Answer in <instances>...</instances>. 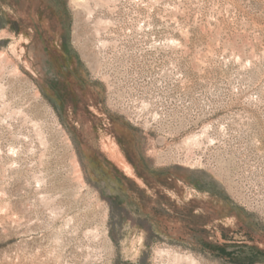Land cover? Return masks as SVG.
Returning <instances> with one entry per match:
<instances>
[{
	"label": "rangeland",
	"instance_id": "obj_1",
	"mask_svg": "<svg viewBox=\"0 0 264 264\" xmlns=\"http://www.w3.org/2000/svg\"><path fill=\"white\" fill-rule=\"evenodd\" d=\"M0 264H264V0H0Z\"/></svg>",
	"mask_w": 264,
	"mask_h": 264
},
{
	"label": "bare ground",
	"instance_id": "obj_2",
	"mask_svg": "<svg viewBox=\"0 0 264 264\" xmlns=\"http://www.w3.org/2000/svg\"><path fill=\"white\" fill-rule=\"evenodd\" d=\"M113 145H114V144H113ZM124 165H125V164H124ZM124 170H125V169H124ZM126 170H127V169H126ZM126 170H125V171H126Z\"/></svg>",
	"mask_w": 264,
	"mask_h": 264
}]
</instances>
